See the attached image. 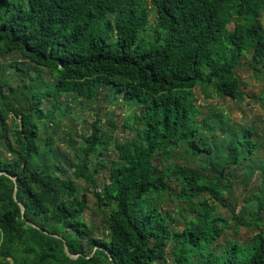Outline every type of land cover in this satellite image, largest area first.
I'll return each instance as SVG.
<instances>
[{"label":"trees","instance_id":"trees-1","mask_svg":"<svg viewBox=\"0 0 264 264\" xmlns=\"http://www.w3.org/2000/svg\"><path fill=\"white\" fill-rule=\"evenodd\" d=\"M263 17L264 0H0V52L27 62L0 63V264H264V137L196 95L239 99L244 62L264 76ZM80 98L128 106L130 137L92 109L57 147Z\"/></svg>","mask_w":264,"mask_h":264},{"label":"rangeland","instance_id":"rangeland-1","mask_svg":"<svg viewBox=\"0 0 264 264\" xmlns=\"http://www.w3.org/2000/svg\"><path fill=\"white\" fill-rule=\"evenodd\" d=\"M150 6H152L150 4ZM151 18L150 24L155 25L157 22V15L155 9L151 7L150 10ZM264 24V17L262 19ZM11 60L18 62H25L20 56H4L0 52V63L5 65ZM246 62L238 69V73L244 80V85L242 86L243 95L239 99H232L229 97H220L218 95H207L205 91L198 87L196 88V95L199 103L205 106V111L207 112L210 108L215 107L220 112H223L230 118L231 124L240 128L242 124H247L255 126L260 134L264 137V76H256L253 72L246 66ZM35 74V72L33 73ZM74 101L70 107V111L67 113L68 116L62 118L61 127L56 135L55 144L62 150H68V139L65 133L71 131L73 137L78 141L82 139L84 135H88L91 130V122H93L97 116L92 111V109L99 110V115L101 118V124L103 127H107V123L110 120H114L117 123V127L114 131V141L124 140L130 135L126 130L122 129L123 122L131 115V109L128 106L121 107L112 103L113 101H101L99 105L97 104H83L81 105L80 99H70ZM264 143V141H263ZM264 153V150H263ZM118 152L114 144L108 145V149L101 155L103 159L108 164L98 169L97 177L100 185H103L109 180V162L112 159L117 158ZM93 166L96 165L97 159L93 157ZM81 185L85 187V191L88 193V204L89 208L85 212L84 218L88 222H92L95 228V232L99 236H103L105 230L104 224V213L100 211L97 206V198L93 193V188H87V186L80 180H77ZM238 190L237 193H239ZM241 205L238 207V209ZM224 214L225 209H221ZM232 239L246 240L250 238V231L244 227H240L237 231L229 230Z\"/></svg>","mask_w":264,"mask_h":264},{"label":"water","instance_id":"water-1","mask_svg":"<svg viewBox=\"0 0 264 264\" xmlns=\"http://www.w3.org/2000/svg\"><path fill=\"white\" fill-rule=\"evenodd\" d=\"M1 173H2V172H0V174H1ZM14 194H15V196H16V193H14ZM20 206L22 207V210L24 211V205L20 203ZM29 224L32 225L33 227L39 228V227H38L36 224H34V223L29 222ZM41 230L44 231V232H46L44 229H41ZM64 245H65V250H66L67 254H68L70 257H72V258L77 257V255H74V254H72V253L69 251L68 245H67V243H66L65 241H64Z\"/></svg>","mask_w":264,"mask_h":264}]
</instances>
